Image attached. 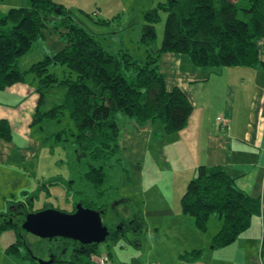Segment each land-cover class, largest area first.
<instances>
[{"label": "trees", "instance_id": "trees-1", "mask_svg": "<svg viewBox=\"0 0 264 264\" xmlns=\"http://www.w3.org/2000/svg\"><path fill=\"white\" fill-rule=\"evenodd\" d=\"M160 6L167 12L162 43L156 42L155 23L160 16L154 8L145 15L140 39L145 51L139 56L128 49L116 53L106 49L96 33L77 23L74 13L54 0H29L28 6L11 7L0 14V90L25 82L29 74H34L40 96L33 123L69 115L74 128L69 129L70 134L94 162L100 161V166L90 164L86 173L98 187L100 198L105 194L100 188L105 180L101 166L120 150L119 113L139 124L159 122L164 134L176 133L189 123L193 104L179 86L167 87L160 71L164 53L186 55L196 67L218 73L227 66L254 67L261 63L258 42L264 39V0H166ZM50 28L64 46L22 69L20 58ZM52 66L60 69L51 71ZM54 90H61L60 100L50 101L46 108L47 94ZM65 131L56 134L58 140L66 139ZM0 137L12 139L6 119L0 121ZM79 202L104 209L102 216L108 209L105 203L99 205L93 199ZM181 206L184 213L195 218L201 231L208 229L211 215L223 219L213 238L215 248L232 243L250 226L252 216L261 214L260 199L241 190L234 177L218 165L198 167L196 177L187 184ZM9 227L19 230L10 223L0 229ZM21 243H13L8 252L21 256ZM71 249L78 250V258L70 252L67 258L49 264H94L97 245H89L84 251L77 245ZM64 251L63 247L58 250L60 254ZM199 253L194 251L185 257L193 259ZM27 255L30 264H43L35 254Z\"/></svg>", "mask_w": 264, "mask_h": 264}, {"label": "crops", "instance_id": "crops-1", "mask_svg": "<svg viewBox=\"0 0 264 264\" xmlns=\"http://www.w3.org/2000/svg\"><path fill=\"white\" fill-rule=\"evenodd\" d=\"M23 5L29 4H14L9 8ZM41 40H45L48 47L52 46L57 51L64 46L58 33L52 28ZM258 45L261 56L259 65L227 66L219 73L210 68L184 65L182 54L164 53L160 67L166 77L167 87L179 86L188 94L193 104L194 110L188 125L173 134H164L163 127H158V122L139 124L133 119H124L120 125L121 158L124 156L128 167H135L136 163L145 159L150 144L156 143L158 154L166 164L164 168L171 173L170 187L165 186L167 189L157 188L149 191L143 188L136 202L132 195L116 198V209L124 217H130L132 208H136L139 225L133 232L134 236L146 233L171 237L172 255L161 258V263L264 264V39L259 40ZM28 83H31L29 77L25 82H18L0 90V104L14 107L23 103L24 98L34 93ZM37 94L39 100L40 95ZM35 101L37 100L32 97L31 103ZM2 119H6L12 128L9 117L2 116L0 121ZM30 125H36L33 119ZM43 139L44 137L30 138V144L21 147L15 144L13 132L11 140L0 137V163L9 162L11 157L16 161V150L20 149V163L26 161L27 157L28 163L33 165L32 150L34 145L40 144ZM156 139L160 140V143H157ZM200 165L222 166L234 177L241 190L251 197L259 198L261 202V214L253 215L250 226L232 243L220 248L213 247L212 242L222 227L221 217L211 215L208 229L201 231L195 218L182 211V196L189 180L196 177ZM41 176L47 177L45 171ZM141 182L144 184L143 179ZM175 186L179 187L178 192ZM172 195L175 196L172 198ZM102 199L96 200L101 205H107ZM7 200L11 201V205L27 204L22 199ZM60 209L70 212L69 209ZM72 210L74 211V208ZM5 231L7 229H0V235ZM128 233L130 232L127 231L126 236ZM15 242L8 245L7 241L0 239V255L11 264L16 263L11 261L10 256L14 253L8 252V248ZM102 244L103 250L97 248L98 254L109 255L110 264L154 263L141 259L139 253L130 252L131 245L124 243L122 238L116 243L107 241ZM135 244L142 247L141 238H138ZM121 250H124L125 254L118 257ZM194 251L200 253L193 259L185 257L187 253ZM21 257L26 260L24 255ZM22 264H30V261Z\"/></svg>", "mask_w": 264, "mask_h": 264}, {"label": "rangeland", "instance_id": "rangeland-1", "mask_svg": "<svg viewBox=\"0 0 264 264\" xmlns=\"http://www.w3.org/2000/svg\"><path fill=\"white\" fill-rule=\"evenodd\" d=\"M164 1L166 0H56L58 4L69 8L74 13L77 23L83 24L96 33L106 49L114 53L121 48L128 49L137 56L145 51V47L140 42L142 26L146 22L145 15L147 11L154 8L158 9L160 16V20L155 23L156 42L157 45L162 43L167 12L159 5ZM25 3L29 4V0H0V14L5 13L14 4L21 5ZM55 18L59 19V16H55ZM61 43L63 44V42ZM56 51L52 46L48 47L45 40L40 39L34 44L30 52L20 58V67L27 69L46 54H52ZM162 57L163 55L160 58V63ZM183 61L184 65L195 66L186 55L183 56ZM57 69H60V67H51V71ZM160 71L162 72L161 67ZM28 77L31 82L28 83V86L34 93L26 99L24 98L23 103H18L19 105L14 107L0 104V118L2 116L10 118L11 131L14 135L15 144L18 146L29 145L30 138L44 137V139L40 144L34 145L32 150L34 155L33 165L28 163L27 157L26 161L20 163V149L16 150V161H13L14 159L11 157L9 162L0 163V214H5L11 207V201L7 199H16L17 201L22 199L29 206L33 205L35 210L53 207L69 209L71 212L73 211L72 207L79 203L81 199L96 200L103 198L102 200H105L104 202L107 203L108 208L102 216L103 222L109 227H114L120 222L117 217L118 210L114 205L117 196L126 198L125 196L132 195L136 202V198H139L143 188L149 191L157 188L167 189L165 186H169L171 173L170 170L164 168L166 164L158 154L156 143L150 144L146 158L136 163L135 167H128V162L124 156L121 158L120 146L119 152L114 153L113 157L101 166V170L105 173V180L100 188L105 190V195L100 198L98 187L86 177L90 164L100 166V161L94 162L84 152L80 144L76 142L75 139L77 138L70 134L69 129H72L73 125L69 115L66 114L61 120L42 121V123H37L35 126L30 125L38 102V92L36 90L37 79L34 74H29ZM216 79H218V76H216ZM59 91L48 92L46 108L49 107L48 103L50 101L60 100L61 90ZM32 97L37 101L31 103ZM124 119L130 118L119 113V125L123 124ZM158 124V127L162 126L159 122ZM62 130H66L64 133L66 139L58 140L56 134ZM156 142L160 143V140ZM43 171H45L46 178L41 176ZM50 175L53 176L49 177ZM72 178H75V180ZM69 179L70 181H68ZM141 179L144 181V184L141 182L144 186L140 183ZM175 188L178 192L179 187L175 186ZM174 196L172 195V198ZM127 227L130 233L122 241L131 245L129 251L139 253L141 259L147 262H163L161 258L172 255L173 242L170 240L169 235L140 233L134 236L132 228ZM9 228L3 235H0V239L7 241L8 245L15 241L19 244L21 243L19 238L22 239L21 253L22 255L25 254L26 258L24 260L21 257L22 255L13 254L10 256L11 261L16 264L29 261L28 252H31L30 256L35 254L34 256L40 259L48 260L50 258L51 241L25 231L20 232L11 227ZM138 238L142 240V247H137L135 244ZM97 248L102 251L103 244H98ZM121 251L118 252V257L124 256L125 251ZM70 252L71 249L68 251V255ZM5 259L4 256L0 255V264H11ZM97 259V256L94 255V261Z\"/></svg>", "mask_w": 264, "mask_h": 264}, {"label": "water", "instance_id": "water-1", "mask_svg": "<svg viewBox=\"0 0 264 264\" xmlns=\"http://www.w3.org/2000/svg\"><path fill=\"white\" fill-rule=\"evenodd\" d=\"M133 208L130 217H124L118 212L120 222L114 227L104 224L102 218L104 209L90 208L81 202L75 205L73 212L53 207H46L38 211L32 209L22 211L21 217L17 220L19 223H16L15 226L48 239L52 242V249L58 252L61 247L67 249L73 245L80 246L81 244L82 246H94L107 241L116 243L119 239L126 238L127 226H130L134 231L139 225L136 208ZM37 260L40 263L49 264L57 259L52 257L44 260L37 257Z\"/></svg>", "mask_w": 264, "mask_h": 264}, {"label": "flooded vegetation", "instance_id": "flooded-vegetation-1", "mask_svg": "<svg viewBox=\"0 0 264 264\" xmlns=\"http://www.w3.org/2000/svg\"><path fill=\"white\" fill-rule=\"evenodd\" d=\"M29 210H30V206L28 205V207H27V204H25V203H16V204L11 205V207L8 209V211L5 214H0V224H1L0 226H2L4 224H7V223L14 224V226H15L16 223H19L17 220H18V218L21 217L20 213L22 211H29ZM15 227H17V226H15ZM22 229L23 228L19 227L20 232H22ZM27 233H29V232H27ZM52 246L53 245L51 244L50 258L54 257L57 260L58 259H61V258H65V257L67 258V256H68V250L71 249L69 247V248L65 249V251L63 253L60 254L56 250H53L52 249ZM77 246H79V245H77ZM88 246L89 245L82 246V244H81L80 245V249L83 248V250L82 249L81 250L84 251L85 250L84 248H87ZM78 250L75 252L74 250L71 249V253H74L75 254V255H73L74 256V259L75 258H78V255H79Z\"/></svg>", "mask_w": 264, "mask_h": 264}, {"label": "built area", "instance_id": "built-area-1", "mask_svg": "<svg viewBox=\"0 0 264 264\" xmlns=\"http://www.w3.org/2000/svg\"><path fill=\"white\" fill-rule=\"evenodd\" d=\"M95 14H97L95 12ZM95 256H97V260L94 261V264H110V257L107 254H95ZM151 264H165V263H161V262H154Z\"/></svg>", "mask_w": 264, "mask_h": 264}, {"label": "bare ground", "instance_id": "bare-ground-1", "mask_svg": "<svg viewBox=\"0 0 264 264\" xmlns=\"http://www.w3.org/2000/svg\"><path fill=\"white\" fill-rule=\"evenodd\" d=\"M97 254V253H96Z\"/></svg>", "mask_w": 264, "mask_h": 264}]
</instances>
